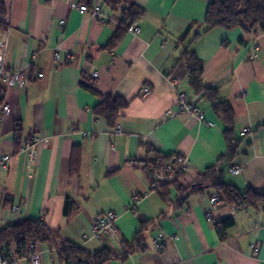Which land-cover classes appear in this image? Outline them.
<instances>
[{
    "label": "crops",
    "instance_id": "crops-1",
    "mask_svg": "<svg viewBox=\"0 0 264 264\" xmlns=\"http://www.w3.org/2000/svg\"><path fill=\"white\" fill-rule=\"evenodd\" d=\"M213 2L120 0L115 10L104 0H0V40L8 44L4 67L25 74L7 89L11 113L0 118V155L12 156L0 176V216L20 205L16 223L44 221L60 242L89 253L108 250L114 258L105 264H264V208L224 201L214 206L210 200L217 192L211 188L182 202L176 188L200 185L227 152L224 124L190 88L176 48L190 26L192 36L205 31ZM75 3L99 5L101 15L81 14ZM132 7L143 11L133 23L140 34L124 31L108 47L122 28V11ZM195 52L204 63L203 83L218 89L236 117L241 145L223 168L224 180L241 192L264 194V31L219 29L199 40ZM144 86L151 87L149 95ZM179 93L195 102L205 121L176 112ZM108 96L129 102L114 127L94 113ZM243 130L249 133L242 137ZM33 134L44 141L36 164L27 168L16 143ZM149 149L191 162L193 172L169 188L167 199L153 188L146 163L155 155ZM232 167H241V174L232 175ZM136 196L141 202L133 211L128 206ZM110 212L118 215L117 236L91 238L96 218ZM230 218L235 225L222 242L215 226ZM158 233L168 237L164 252L152 244ZM39 246L43 264H88L81 258L66 263L56 245Z\"/></svg>",
    "mask_w": 264,
    "mask_h": 264
},
{
    "label": "trees",
    "instance_id": "trees-1",
    "mask_svg": "<svg viewBox=\"0 0 264 264\" xmlns=\"http://www.w3.org/2000/svg\"><path fill=\"white\" fill-rule=\"evenodd\" d=\"M112 9L117 10L120 7V0H104ZM122 28L115 34L108 47L114 48L122 38L124 31H127L133 23L143 15L139 8L132 7L124 9ZM206 26L202 33L197 32L192 36L193 26H190L176 41V48L179 50V61L184 64L188 74L190 88L196 95H201L203 99L210 104L214 114L224 124V139L227 146L226 154L220 158L218 163L206 170L202 176V183L198 186L183 188L176 186L180 194V200L184 202L189 196L205 188H211L216 191L221 201L230 206L249 205L251 207L264 208V194L249 190L241 192L233 185L224 180L225 172L223 168L232 163L237 155L241 141L235 137L236 117L233 108L228 102L220 100L217 88L208 87L203 83L204 63L195 52L196 43L211 34L212 32L225 29H240L246 35L256 34L264 31V0H214L209 6L206 19ZM129 102L119 96H108L95 109L96 116L103 117L111 127L115 126L116 119L120 111L128 106ZM21 137H18L16 147L19 150ZM154 154V160L146 163L149 168L151 163H168L173 159L164 157L161 154L148 150ZM75 170V169H74ZM179 177L173 184L164 185L159 191L162 192L164 199L169 198V188L177 185ZM222 197V198H221ZM72 204L67 202L65 215L71 213ZM235 225V220L230 218L216 224V232L222 242L227 240V230ZM148 226V223L142 224V229ZM29 241H35L41 244L56 245L59 249L61 258L66 263L76 259H84L88 264H105L112 260L114 256L108 250H102L97 253H89L84 249L70 242H60L57 233L49 230L44 221L27 220L6 226L0 232V254L14 259L27 257V244Z\"/></svg>",
    "mask_w": 264,
    "mask_h": 264
},
{
    "label": "built area",
    "instance_id": "built-area-1",
    "mask_svg": "<svg viewBox=\"0 0 264 264\" xmlns=\"http://www.w3.org/2000/svg\"><path fill=\"white\" fill-rule=\"evenodd\" d=\"M73 8L79 10L81 14H91L94 17H99L101 15V7L95 5L93 8H88L86 5L81 4H72ZM128 32L137 36L140 34V28L136 25L129 27ZM8 44L6 40H0V118L10 115L11 108L5 102L6 91L7 89L16 88L18 84H21L24 80V72L13 73L7 71L4 67L5 55L7 52ZM253 58L258 57L256 48L252 49ZM57 60H61L59 54L56 55ZM70 59V56H67V60ZM98 76L97 73L93 75L94 78ZM39 77H43L40 75ZM144 95H149L151 93L150 86H144L142 89ZM176 112L177 113H189L192 118L198 120L199 122L205 121L204 112L192 101L186 94L179 93L176 103ZM249 133V130H243L241 136H246ZM44 139L39 134H33L29 137H26L19 148V154H22L26 157V166L27 168H32L38 157V149L43 143ZM12 162V156L8 154L0 155V176L1 173L8 171L10 163ZM149 171L153 178V188L154 190H160L164 185L173 184L179 177L185 176L193 172L192 165L190 160L187 157L177 156L173 158L172 162L168 163H151L149 165ZM242 172L241 167H232L230 173L232 175H240ZM141 199L135 197L132 200V203L128 206V209L136 211L138 208ZM211 204L216 206L220 204L221 199L218 194L214 195L211 200ZM21 212L20 205L12 206L8 211H6L2 216H0V232L6 227L5 223L15 224L16 218ZM208 220L211 221V214H207ZM118 215L115 212H110L107 214L100 215L96 218L91 231V238L99 239L108 235L117 236V224ZM152 244L155 249L159 252H164L168 245V237L164 233H158L153 237ZM56 248H53L55 251ZM0 264H43L42 261V252L38 242L29 241L27 244V257L25 258H14L10 259L3 254H0ZM82 264H87L86 262Z\"/></svg>",
    "mask_w": 264,
    "mask_h": 264
}]
</instances>
